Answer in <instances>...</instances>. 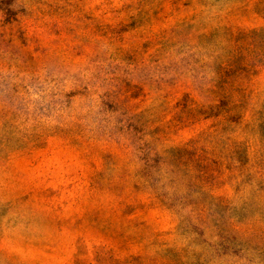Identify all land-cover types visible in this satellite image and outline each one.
<instances>
[{"label":"rangeland","instance_id":"rangeland-1","mask_svg":"<svg viewBox=\"0 0 264 264\" xmlns=\"http://www.w3.org/2000/svg\"><path fill=\"white\" fill-rule=\"evenodd\" d=\"M0 264H264V0H0Z\"/></svg>","mask_w":264,"mask_h":264}]
</instances>
